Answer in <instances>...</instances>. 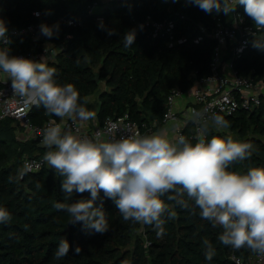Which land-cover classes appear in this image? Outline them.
Here are the masks:
<instances>
[{"label":"trees","instance_id":"16d2710c","mask_svg":"<svg viewBox=\"0 0 264 264\" xmlns=\"http://www.w3.org/2000/svg\"><path fill=\"white\" fill-rule=\"evenodd\" d=\"M90 6L99 9L89 11ZM72 17H80V23L67 24L66 18ZM0 20L8 29L10 55H34L49 44L53 51L47 64L56 69V82L73 84L80 103L87 100L88 110L92 107L89 95L96 92L92 110L98 124L125 112L137 122L150 124L157 119L145 135L162 126L164 103L172 86L186 92L208 73L215 43L212 13L188 0H0ZM168 21L172 27L167 30ZM154 22L162 26L156 28ZM28 24H38L39 32L42 24L58 25V33L51 39L40 33L32 40L28 34L10 32ZM109 30L114 34L109 36ZM132 30L135 40L125 47L124 36ZM254 40L264 41V30L251 36L236 57L230 56L227 44L223 59L231 58L238 74L264 83V49L254 47ZM99 82L103 89H98ZM48 115L42 105L33 104L29 111L34 124ZM223 117L230 127L218 130L210 122L204 136L207 141L231 135L252 144L251 157L235 162L229 170L246 174L250 168L264 167V100ZM16 127L13 119H0V207L11 215L8 223L0 224V264H234L231 252L241 256L251 252L247 247L236 250L222 244L218 237L223 229L202 219L195 201L186 195V209L174 205L167 195L161 197L176 213L175 218L170 219L167 212L162 217L163 236L158 237L151 225L125 221L110 200L104 205L109 231L87 233L80 223H71L65 210L54 207L57 202L71 203L80 197L73 194L66 199L61 191L63 177L48 164L17 178L22 155H44L48 149L32 140L18 141ZM190 134L191 124H186L183 136L195 144ZM62 238L69 241L70 251L57 259L55 252ZM204 240L215 250L211 261L205 258ZM76 246L81 248L79 255L74 253Z\"/></svg>","mask_w":264,"mask_h":264},{"label":"clouds","instance_id":"9594fccd","mask_svg":"<svg viewBox=\"0 0 264 264\" xmlns=\"http://www.w3.org/2000/svg\"><path fill=\"white\" fill-rule=\"evenodd\" d=\"M175 2V0H173ZM204 12L213 11L225 15L243 6L257 30H264V0H188ZM103 27V22H101ZM8 29L0 20V72L7 75L15 95L25 103L43 106L50 115L76 121L94 120L96 113L80 103V94L71 84L60 85L54 79L56 69L44 60L10 55L7 46ZM41 35L51 39L58 33V25L40 26ZM114 34L109 30L108 35ZM135 40V30L124 36L125 47ZM253 46L264 49V41L254 40ZM197 117L198 113H195ZM219 129H228L229 122L220 115L211 117ZM207 124L202 126L195 144L180 136L175 141L168 138L166 130L151 135L139 132L120 139L102 141L80 137L72 131H62L58 125L47 127L41 145L48 149L43 157L58 176L63 177L61 191L66 199L73 194L79 199L71 203L54 204L57 210H65L71 223H80L89 234L104 235L109 231L104 205L112 201L125 221L151 225L157 236L164 235L162 219L175 218V211L161 197L181 208H188L185 195L195 201L202 219L220 226L223 231L219 241L239 250L247 247L254 254L264 256V167L250 168L246 174L230 171L237 161L251 157L252 144L213 136H204ZM25 163L17 173L18 179L32 170ZM88 193L85 197L83 194ZM11 220L10 213L0 207V224ZM206 245L205 258L211 261L215 255L211 243ZM70 244L62 238L55 252L60 259L68 255ZM76 246L74 253L79 255Z\"/></svg>","mask_w":264,"mask_h":264},{"label":"built area","instance_id":"2783aa9c","mask_svg":"<svg viewBox=\"0 0 264 264\" xmlns=\"http://www.w3.org/2000/svg\"><path fill=\"white\" fill-rule=\"evenodd\" d=\"M241 8H243L242 5L237 6L234 12L227 15L223 12H212L214 23L211 34L215 43L208 61V73L195 80L196 84L191 89L193 104L188 106L187 116L184 115L181 122L178 123L175 129V139L183 136V128L186 124H191L190 137L197 141L199 129L205 124L212 123L211 117L214 115H231L239 107L250 109L264 100V83L260 80L253 81L249 75L238 74L233 68L231 58L226 64L223 62V53L228 45L230 46V56L236 57L246 46L249 38L257 34L258 30L253 23L249 22L248 16ZM33 14L38 15V11H34ZM80 21V17L66 18L69 25H77ZM153 24L156 28L162 26L160 23L154 22ZM171 27L172 23L168 21L167 30ZM201 29L204 28L201 27ZM10 32L28 34L32 40H37L40 37L38 24H28L11 29ZM180 40L181 38L178 39V41ZM52 51L51 46L45 44L42 50L34 55L17 53L14 56L34 61L45 59L47 62L51 58ZM181 95L182 91L178 87L172 86L170 88L164 103L163 122L168 119L178 120V113L174 110V102ZM32 105V103H25L22 98L14 94L10 79H0V119L11 118L17 123L15 137L20 142L32 140L41 145L45 129L55 125L60 126L62 131L70 130L80 137L91 139L99 137L100 140L107 142L134 135L137 132L145 135V132L157 123L155 118L150 124L144 121L137 122L130 119L128 113L125 112L106 117L102 124L95 122L87 127L82 126L77 120L73 121L68 118L62 120L60 117L51 115L45 117L41 123L34 124L29 118ZM195 113H198L199 116L194 115ZM43 157L44 155H22L20 169L27 162L33 166L31 171H37L47 164ZM229 257L234 264H264V256L253 252L246 256L231 252Z\"/></svg>","mask_w":264,"mask_h":264},{"label":"crops","instance_id":"0c3cea01","mask_svg":"<svg viewBox=\"0 0 264 264\" xmlns=\"http://www.w3.org/2000/svg\"><path fill=\"white\" fill-rule=\"evenodd\" d=\"M226 52V51H224ZM229 58L223 59L224 61H228ZM225 64V63H224ZM0 79H9L7 77L6 74L0 72ZM193 88V86L186 92H182V95L180 97H178L175 102H174V110L178 113V120H174V119H168L166 121L163 122L162 126H160V128L157 131H153L151 132L149 135L153 134V133H158L161 130H166L167 134H168V138L175 141V129L178 125V123L181 122V119L184 115L187 116L188 114V106L193 104L192 102V95H191V89ZM186 94V95H185ZM95 111V110H94ZM82 126H91L93 123L96 122V119L94 120H88V121H79L77 120Z\"/></svg>","mask_w":264,"mask_h":264},{"label":"rangeland","instance_id":"374dc122","mask_svg":"<svg viewBox=\"0 0 264 264\" xmlns=\"http://www.w3.org/2000/svg\"><path fill=\"white\" fill-rule=\"evenodd\" d=\"M102 1H108V0H102ZM99 7L98 6H90L89 10L92 11V10H98ZM52 56V54H51ZM224 63L226 64L227 63V60L224 61ZM105 86L103 84V82H99V85H98V89H103ZM186 95V94H185ZM181 98V97H180ZM89 100L91 101L92 103V107L89 109L90 111H93L95 106H96V102H97V94L96 92L89 95ZM178 100V99H177ZM94 106V107H93ZM93 109V110H92ZM158 130V129H157ZM157 130H154V131H157ZM251 253V252H250ZM249 254V253H248Z\"/></svg>","mask_w":264,"mask_h":264}]
</instances>
